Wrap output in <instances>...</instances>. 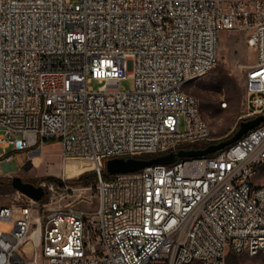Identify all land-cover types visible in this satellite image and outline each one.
<instances>
[{
  "label": "built area",
  "instance_id": "built-area-1",
  "mask_svg": "<svg viewBox=\"0 0 264 264\" xmlns=\"http://www.w3.org/2000/svg\"><path fill=\"white\" fill-rule=\"evenodd\" d=\"M221 30L245 33L256 51L245 116L264 115L261 1L0 0V164L60 144L63 161L96 164L98 198L91 213L42 212L24 194L30 203L0 206V264H219L252 237L264 254V186L253 177L264 121L213 154L104 177L109 159L211 140L186 86L217 64Z\"/></svg>",
  "mask_w": 264,
  "mask_h": 264
},
{
  "label": "rangeland",
  "instance_id": "rangeland-1",
  "mask_svg": "<svg viewBox=\"0 0 264 264\" xmlns=\"http://www.w3.org/2000/svg\"><path fill=\"white\" fill-rule=\"evenodd\" d=\"M256 61V51L247 45L245 33L219 31L217 64L208 73L186 86V91L197 98L200 112L212 130L211 140L202 142L203 144L230 137L239 128L240 122L248 119L245 116L246 80ZM92 86L97 88L98 84L93 83ZM121 87L132 90L134 80H122ZM222 101L227 102V107L221 106ZM63 165L60 144L46 145L34 160H30L26 151L13 152L10 169L6 170L0 164V206L30 203L26 196L12 186V177L20 176L24 181L45 189L44 197L38 202L42 212L67 210L71 207L87 213L95 211L98 206L95 182L85 186L77 181L81 175L95 172L92 163L80 158L78 164ZM67 170L71 172L70 175H65ZM254 181L264 185V164L256 171ZM43 204L47 206L44 208ZM225 264H264V254H236L230 251Z\"/></svg>",
  "mask_w": 264,
  "mask_h": 264
},
{
  "label": "water",
  "instance_id": "water-1",
  "mask_svg": "<svg viewBox=\"0 0 264 264\" xmlns=\"http://www.w3.org/2000/svg\"><path fill=\"white\" fill-rule=\"evenodd\" d=\"M263 121L264 115H258L254 118L242 120L240 122L239 128L230 137L217 142H212L201 148L181 149L177 153L172 152L149 159L135 157L112 158L106 162V170L110 175H114L118 173L135 172L150 165L172 164L177 160V158H197L207 156L235 143L242 136L248 133L251 129L257 127ZM39 154L40 153L38 151L35 153V155ZM3 166L6 170L10 169L4 164ZM12 186L15 190L35 201H40L45 195V189L42 186H36L30 182H26L20 176L12 177Z\"/></svg>",
  "mask_w": 264,
  "mask_h": 264
},
{
  "label": "bare ground",
  "instance_id": "bare-ground-1",
  "mask_svg": "<svg viewBox=\"0 0 264 264\" xmlns=\"http://www.w3.org/2000/svg\"><path fill=\"white\" fill-rule=\"evenodd\" d=\"M253 1H261L262 4H264V0H253ZM205 74L206 73H204V75ZM221 106L224 107V108L227 107V102L226 101H222L221 102ZM199 114H201L200 109H199ZM203 127H204V129H209V134H212L211 127H210L209 123L207 122V120L204 117H203ZM32 144L33 145H40L41 144V135H33ZM23 151H26L29 154V158H30V150H23ZM87 160L92 163V168H95L96 164L93 161L89 160V159H87ZM79 162H80V157H72V158H69V159L65 160L64 161V165L65 166H70V165L78 164ZM262 164H264V159L260 160L257 163V165L254 166L253 177H254L256 171L259 169V167ZM70 174H71V172L68 171V170L65 172V175H70ZM260 186H264V185L260 184ZM260 244H262V237H252L251 241H250V243L248 245V248L244 249V253H240V254L255 255L258 252V246ZM188 251H190V244H183V246H180V254H187ZM195 262H199L200 264H208V259H195ZM225 263H226V261H219V264H225ZM182 264H191V262H183Z\"/></svg>",
  "mask_w": 264,
  "mask_h": 264
},
{
  "label": "trees",
  "instance_id": "trees-1",
  "mask_svg": "<svg viewBox=\"0 0 264 264\" xmlns=\"http://www.w3.org/2000/svg\"><path fill=\"white\" fill-rule=\"evenodd\" d=\"M208 143H206V144H203V143H199V144H196V145H194L193 147H195V148H201V147H205L206 145H207ZM104 177L106 178V179H111V175L105 170L104 171ZM96 173L95 172H93V173H90V174H84V175H81L78 179H77V181L79 182V183H82V184H84L85 186H89V185H91L92 183H94L95 181H96ZM58 182H60L61 184H63L62 183V181H60V180H58ZM0 187H1V185H0ZM1 190V189H0Z\"/></svg>",
  "mask_w": 264,
  "mask_h": 264
},
{
  "label": "crops",
  "instance_id": "crops-1",
  "mask_svg": "<svg viewBox=\"0 0 264 264\" xmlns=\"http://www.w3.org/2000/svg\"><path fill=\"white\" fill-rule=\"evenodd\" d=\"M6 166L10 168V167H11V164H8V165H6Z\"/></svg>",
  "mask_w": 264,
  "mask_h": 264
}]
</instances>
